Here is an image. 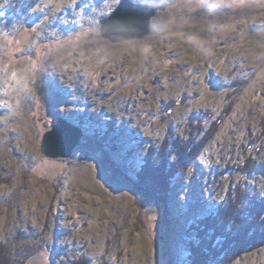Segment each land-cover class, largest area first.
<instances>
[{"label":"rangeland","instance_id":"1","mask_svg":"<svg viewBox=\"0 0 264 264\" xmlns=\"http://www.w3.org/2000/svg\"><path fill=\"white\" fill-rule=\"evenodd\" d=\"M122 1L0 0V246L15 264H190L193 223L238 186L264 195V0H176L113 42L99 26ZM61 117L83 137L50 158ZM191 139L166 196L141 201L145 156L167 145L174 162ZM230 264H264V245Z\"/></svg>","mask_w":264,"mask_h":264},{"label":"trees","instance_id":"2","mask_svg":"<svg viewBox=\"0 0 264 264\" xmlns=\"http://www.w3.org/2000/svg\"><path fill=\"white\" fill-rule=\"evenodd\" d=\"M216 123L218 125L219 121ZM212 131L214 128L208 133ZM203 142L194 139L185 143L174 141V162H170L166 156L167 145L158 151L153 150L150 153L152 157L150 154L145 156L144 167L137 173V179L132 178L136 191H141L143 195L141 201L157 194L166 196L174 179L169 167H175V170L186 167ZM251 161L247 159L248 164L242 169L245 173ZM191 230L195 235L190 244V264H208L215 259L218 260L217 264H230L245 249L264 245V195L245 191L238 186L209 215L193 223ZM9 251L5 244L0 246V264H15ZM74 264H89V261L79 258Z\"/></svg>","mask_w":264,"mask_h":264},{"label":"water","instance_id":"3","mask_svg":"<svg viewBox=\"0 0 264 264\" xmlns=\"http://www.w3.org/2000/svg\"><path fill=\"white\" fill-rule=\"evenodd\" d=\"M175 2L176 0H157L150 3H135L123 0L109 17L102 20L99 29L103 37L113 42L142 38L151 32V20L156 13ZM82 137L80 127L61 117L45 133L41 150L50 158H67L71 156Z\"/></svg>","mask_w":264,"mask_h":264},{"label":"snow or ice","instance_id":"4","mask_svg":"<svg viewBox=\"0 0 264 264\" xmlns=\"http://www.w3.org/2000/svg\"><path fill=\"white\" fill-rule=\"evenodd\" d=\"M12 75L14 76V75H15V73H12Z\"/></svg>","mask_w":264,"mask_h":264}]
</instances>
